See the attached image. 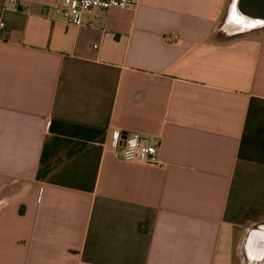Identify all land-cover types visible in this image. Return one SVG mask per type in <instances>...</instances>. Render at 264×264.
Masks as SVG:
<instances>
[{
    "label": "crops",
    "instance_id": "0c3cea01",
    "mask_svg": "<svg viewBox=\"0 0 264 264\" xmlns=\"http://www.w3.org/2000/svg\"><path fill=\"white\" fill-rule=\"evenodd\" d=\"M60 2L0 0V264H264V34L220 41L228 0Z\"/></svg>",
    "mask_w": 264,
    "mask_h": 264
},
{
    "label": "built area",
    "instance_id": "2783aa9c",
    "mask_svg": "<svg viewBox=\"0 0 264 264\" xmlns=\"http://www.w3.org/2000/svg\"><path fill=\"white\" fill-rule=\"evenodd\" d=\"M21 0H5L18 5ZM138 0H61L54 11L69 25L81 26L101 20L110 9L134 8ZM95 48V46H94ZM111 148L116 156L125 162L145 165H158V145L150 143L145 136L136 133L122 134L115 131L112 135Z\"/></svg>",
    "mask_w": 264,
    "mask_h": 264
},
{
    "label": "water",
    "instance_id": "95a60500",
    "mask_svg": "<svg viewBox=\"0 0 264 264\" xmlns=\"http://www.w3.org/2000/svg\"><path fill=\"white\" fill-rule=\"evenodd\" d=\"M229 16L244 30L262 28L264 27V0H232Z\"/></svg>",
    "mask_w": 264,
    "mask_h": 264
},
{
    "label": "rangeland",
    "instance_id": "374dc122",
    "mask_svg": "<svg viewBox=\"0 0 264 264\" xmlns=\"http://www.w3.org/2000/svg\"><path fill=\"white\" fill-rule=\"evenodd\" d=\"M231 2L232 0H228V2L225 4L223 18L219 20V23H218L219 32L226 37H244V36L249 37V36H254V35L261 37V35L264 34V27L252 29V30H244L243 28H240V30L232 31V32L224 29V26L229 17V8L231 5Z\"/></svg>",
    "mask_w": 264,
    "mask_h": 264
},
{
    "label": "bare ground",
    "instance_id": "6f19581e",
    "mask_svg": "<svg viewBox=\"0 0 264 264\" xmlns=\"http://www.w3.org/2000/svg\"><path fill=\"white\" fill-rule=\"evenodd\" d=\"M240 28H242L241 25L238 24L232 17L229 16L224 26V29L232 32V31L240 30Z\"/></svg>",
    "mask_w": 264,
    "mask_h": 264
},
{
    "label": "trees",
    "instance_id": "16d2710c",
    "mask_svg": "<svg viewBox=\"0 0 264 264\" xmlns=\"http://www.w3.org/2000/svg\"><path fill=\"white\" fill-rule=\"evenodd\" d=\"M227 37L226 36H224L223 34H219L218 35V39L220 40V41H222V40H224V39H226Z\"/></svg>",
    "mask_w": 264,
    "mask_h": 264
}]
</instances>
